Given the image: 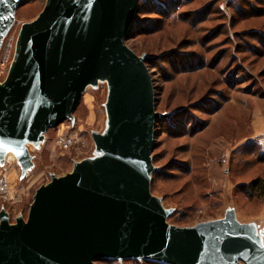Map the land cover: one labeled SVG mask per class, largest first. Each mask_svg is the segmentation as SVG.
Returning <instances> with one entry per match:
<instances>
[{
  "label": "water",
  "instance_id": "1",
  "mask_svg": "<svg viewBox=\"0 0 264 264\" xmlns=\"http://www.w3.org/2000/svg\"><path fill=\"white\" fill-rule=\"evenodd\" d=\"M26 0H0V53ZM140 0H46L22 23L0 78V170L22 178L36 166L47 132L74 112L89 87L107 84L106 118L92 130L93 154L41 184L27 216L0 209V264H264V224L238 217L179 226L153 193L158 111L147 54L129 44ZM3 168V169H2Z\"/></svg>",
  "mask_w": 264,
  "mask_h": 264
},
{
  "label": "rangeland",
  "instance_id": "2",
  "mask_svg": "<svg viewBox=\"0 0 264 264\" xmlns=\"http://www.w3.org/2000/svg\"><path fill=\"white\" fill-rule=\"evenodd\" d=\"M46 0H26L0 53L6 77L23 22L36 17ZM128 44L147 54L157 110L174 112L156 126L152 191L167 207L169 222L194 225L222 217L234 206L238 217L264 224V196H248L247 186L264 176V144L251 141L264 126V0H140ZM107 84L89 87L73 124L66 120L47 132L36 166L22 178L10 161L0 176L11 184L0 190V209L12 220L27 216L37 188L73 169L93 154L92 130H102ZM253 125V127H252ZM256 132V131H255ZM60 138L73 140L70 147ZM100 264H163L105 259Z\"/></svg>",
  "mask_w": 264,
  "mask_h": 264
},
{
  "label": "trees",
  "instance_id": "3",
  "mask_svg": "<svg viewBox=\"0 0 264 264\" xmlns=\"http://www.w3.org/2000/svg\"><path fill=\"white\" fill-rule=\"evenodd\" d=\"M133 32H134V26L130 32V37L133 36ZM264 155V153L261 154ZM247 192L249 193L248 196L250 197H262L264 196V176L262 175H258L255 178H253L251 180V182L249 183V185L247 186ZM104 261V260H101Z\"/></svg>",
  "mask_w": 264,
  "mask_h": 264
},
{
  "label": "built area",
  "instance_id": "4",
  "mask_svg": "<svg viewBox=\"0 0 264 264\" xmlns=\"http://www.w3.org/2000/svg\"><path fill=\"white\" fill-rule=\"evenodd\" d=\"M60 143H64L66 147H70L73 144L72 139L64 140L60 138ZM11 181L8 176H0V190H6L10 187Z\"/></svg>",
  "mask_w": 264,
  "mask_h": 264
},
{
  "label": "crops",
  "instance_id": "5",
  "mask_svg": "<svg viewBox=\"0 0 264 264\" xmlns=\"http://www.w3.org/2000/svg\"><path fill=\"white\" fill-rule=\"evenodd\" d=\"M252 127H253V125H252ZM256 131V132H255ZM254 138H258V139H260V142L262 143V144H264V126L262 127V129H260V128H256L255 130H254V128H253V133H252V136H250V140H248V141H251V140H253Z\"/></svg>",
  "mask_w": 264,
  "mask_h": 264
},
{
  "label": "snow or ice",
  "instance_id": "6",
  "mask_svg": "<svg viewBox=\"0 0 264 264\" xmlns=\"http://www.w3.org/2000/svg\"><path fill=\"white\" fill-rule=\"evenodd\" d=\"M4 2L6 3V2H7V0H4ZM0 143H2V141H0Z\"/></svg>",
  "mask_w": 264,
  "mask_h": 264
}]
</instances>
